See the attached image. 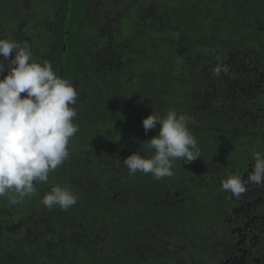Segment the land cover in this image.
Wrapping results in <instances>:
<instances>
[{
  "label": "trees",
  "instance_id": "trees-1",
  "mask_svg": "<svg viewBox=\"0 0 264 264\" xmlns=\"http://www.w3.org/2000/svg\"><path fill=\"white\" fill-rule=\"evenodd\" d=\"M46 2L55 23L32 59L74 85L79 130L34 194L0 197V264H236L238 248L264 264V233L241 243L232 231L249 190L242 203L221 187L246 179L253 150L264 152V111H248L256 124L238 120L250 99L264 104V89L250 98L245 88L264 78V0ZM218 64L228 71L215 75ZM170 110L188 118L201 157L176 160L171 177L130 175L123 159L151 156L159 128L145 133L142 119ZM57 185L77 196L68 210L42 203Z\"/></svg>",
  "mask_w": 264,
  "mask_h": 264
},
{
  "label": "clouds",
  "instance_id": "clouds-1",
  "mask_svg": "<svg viewBox=\"0 0 264 264\" xmlns=\"http://www.w3.org/2000/svg\"><path fill=\"white\" fill-rule=\"evenodd\" d=\"M227 71L222 64L213 69L217 76ZM0 73V197L7 196L15 205L34 194L36 186L47 182L50 172L69 158L70 138L79 130L74 123L79 93L54 72L49 61L33 60L27 43L0 38ZM157 124L156 135L147 140L153 154L135 151L123 159L130 175L151 174L157 180L171 177L176 160L191 163L201 157L185 115L175 110L163 116L151 111L142 119L145 133ZM250 158L254 166L246 179L232 174L221 183L233 197H241L249 184L264 185V152L253 150ZM42 203L49 209L68 210L77 203V196L57 185L43 196Z\"/></svg>",
  "mask_w": 264,
  "mask_h": 264
},
{
  "label": "flooded vegetation",
  "instance_id": "flooded-vegetation-1",
  "mask_svg": "<svg viewBox=\"0 0 264 264\" xmlns=\"http://www.w3.org/2000/svg\"><path fill=\"white\" fill-rule=\"evenodd\" d=\"M4 1V0H3ZM33 0H7L4 2H0V5L3 9L0 10V15L4 16L5 19H3V22H5L4 27H1L2 24H0V38L2 37L1 33H4V35L7 33L8 29H6V24L8 22H15L17 24V29L13 28L9 30V33L5 35L6 39L16 41L20 43L21 45L28 43L29 41L34 45L32 48H36V46L41 45V42L43 40L44 36L48 37V30L52 25L55 23L53 20L49 17V15L53 12V14L56 13V8H46V5L44 3H41L40 1H33ZM44 1V0H43ZM48 2H53L54 0H45ZM55 12H54V11ZM56 17L57 16H53ZM29 44V43H28ZM38 44V45H37ZM31 48V49H32ZM6 63V62H5ZM2 76L3 73H0ZM253 84L247 85L248 88V95L251 98L252 95V89H264V78H258L257 80H254L252 82ZM252 86V87H251ZM263 87V88H262ZM254 99V98H253ZM248 105L250 106L249 110H243V107H239L241 110V115L238 117V120H240L241 117L244 118L245 123L250 126V123H258V114H253V112L249 115V117H246V115L249 113L248 111H264V104L261 105V103L254 105L255 100L250 99ZM254 166V165H253ZM252 166V168H253ZM245 174L248 176L251 169ZM248 190L250 195V201L248 200L247 205L248 209L243 212L242 221L240 224L235 225L232 231L236 232L238 239L241 243L243 242H251L252 239H258L259 233H264V210H256V207H261L264 205V185H256V184H249ZM244 199L246 198V195L243 194L242 198L239 199L240 202H244ZM243 210V209H242ZM249 210L256 211L258 213H254L252 216L249 215ZM241 211V210H240ZM176 248L172 250V253H176ZM237 251L239 252L238 256L233 257V262L236 264H247L248 261L255 262L256 264L261 263V259L257 257H252V254L248 248H238ZM258 252H261L264 254L263 250H260ZM159 257L155 258L154 260L157 261ZM148 259V258H147ZM172 261L174 263L178 262L177 257H172ZM211 264H226V261H222L217 259L215 263Z\"/></svg>",
  "mask_w": 264,
  "mask_h": 264
},
{
  "label": "rangeland",
  "instance_id": "rangeland-1",
  "mask_svg": "<svg viewBox=\"0 0 264 264\" xmlns=\"http://www.w3.org/2000/svg\"><path fill=\"white\" fill-rule=\"evenodd\" d=\"M38 1H40V0H38ZM41 3H44V4H45V3H47V2H46L45 0H44V1L41 0ZM5 27H6L5 30L8 29V31H7V33H6L5 35H7V34L9 33V30H10V29H13V28L17 29V28H18V27H17V24H16L15 22H13V21H12V22H8V23L6 24ZM5 35H2L1 38L6 39ZM7 36H8V35H7ZM28 43H29V44H28ZM28 43H27V44L30 45V47H31V46L33 47V46H34V45H32V43H31L30 41H29ZM32 47H31V48H32ZM0 76H1V75H0Z\"/></svg>",
  "mask_w": 264,
  "mask_h": 264
}]
</instances>
